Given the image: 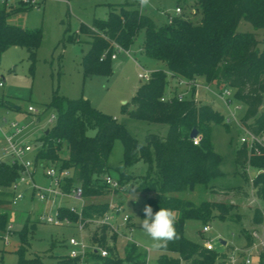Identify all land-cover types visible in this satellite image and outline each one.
Listing matches in <instances>:
<instances>
[{"label": "trees", "instance_id": "16d2710c", "mask_svg": "<svg viewBox=\"0 0 264 264\" xmlns=\"http://www.w3.org/2000/svg\"><path fill=\"white\" fill-rule=\"evenodd\" d=\"M131 6L112 5L105 19L94 20L92 44L82 60L86 77L110 76L114 72L111 56L115 44L128 50L143 30L142 52L164 62L174 76L187 80L204 77L220 88L234 89L236 97L245 105L241 125L253 133L264 132V41H259L254 33L237 30L241 20L250 22L257 29H264V0H193L189 7L195 10L194 14L181 11L164 26H158L150 15ZM178 6L183 9L182 5ZM33 7L24 3L10 6L0 3V51L11 46L23 47L34 62L41 44V30L10 23L13 16ZM167 85L166 72L155 70L149 80L141 83L131 101L124 105V111L132 118L168 125L165 136L148 133L144 144L139 143L113 116L92 106L88 99L62 100L55 97L51 105L58 109L57 121L53 129L45 132L35 161L41 160L44 164L60 162V169L71 171V175L61 182L64 193L77 186L83 189L82 196L86 202L80 214L61 205L57 208L60 217H68L76 223L80 219H98L122 205V202L115 203L106 196L116 194L131 180L126 173L123 174L118 179L119 188H111L105 180L109 175L108 159L114 140L120 138L126 165L139 160L147 164V170L139 177L141 181L134 185L136 193L147 194V202L153 212L169 208L179 213L176 229L180 239L162 249L159 264H227L226 253L207 249L204 244L186 238L183 230L186 219L203 222L214 216L236 219L231 211L233 206L216 201L195 204L181 195L196 184H205L214 191L216 186L211 182L224 174L222 157L210 137L212 125L225 124L224 117L211 104L196 99H178L175 96L162 100L167 95ZM194 128L200 138L197 144L190 137ZM89 129H94L95 135H88ZM62 147L66 148L67 157L61 156ZM259 151H250L242 143L235 154L237 166L250 164L263 168L264 148L260 147ZM22 170L19 163L0 160V208L12 204L14 193L11 187ZM252 186L254 194L264 195V173L253 177ZM5 216V213H0L3 230L6 228ZM253 222L257 225L264 223L263 212L258 208L254 211ZM107 229V225L102 226L95 240L103 242ZM25 230L21 233L24 243ZM112 233L115 242L118 235ZM243 235L245 247L252 246L253 237L245 231ZM107 248V256L92 251L88 260L95 264H144L145 255L136 244L130 246L124 259L114 252L113 245ZM166 252H175L178 256H169ZM60 261L78 262L69 256ZM238 264L245 262L241 260ZM257 264H264V246Z\"/></svg>", "mask_w": 264, "mask_h": 264}, {"label": "rangeland", "instance_id": "374dc122", "mask_svg": "<svg viewBox=\"0 0 264 264\" xmlns=\"http://www.w3.org/2000/svg\"><path fill=\"white\" fill-rule=\"evenodd\" d=\"M192 1L150 0L149 6L141 7L139 0H38V5L10 19V23L24 28L40 29L42 38L34 62L23 47L11 46L0 51V78L4 80L0 86V119L16 121L20 125L21 131L15 139L31 145L32 150L23 158L32 161L30 171L33 172L32 175L25 173L26 180L19 185L23 197L16 204L0 208V213L6 215L5 230L0 226V264H80L60 261L69 256V239L74 237H84L88 244L106 249L113 245L114 252L123 259L130 246L136 244L145 255L144 264H159L158 258L163 251L152 249L151 241L140 228V220L145 218L143 209L148 205L147 194L134 193V197L126 186L114 195L108 194L106 198L115 203L122 202L117 207L123 209L115 211L114 219L115 224L119 225V235L114 242L113 233L107 226L106 237L99 242L95 238L100 235L104 224L88 221L80 231L77 227L79 220L76 223L63 217L69 222L59 224L42 220L43 215H55L61 205L80 214L86 199L76 197L74 187L69 193H62L55 177L45 174L49 165L59 167L60 162L44 164L41 160L35 161L45 132L53 129L57 121L58 109L51 105L55 97L62 100L88 99L92 106L123 124L141 144L146 142L148 133L165 136L168 132L166 123L132 118L124 111V105L131 101L144 81L138 74L144 70L153 72L158 69H163L167 74L168 96L182 95L183 99L211 104L224 117L225 123L213 124L210 132L214 148L222 157L221 169L224 173L211 182L216 186L215 190L211 191L205 184H196L181 195L195 204L216 201L232 205L231 211L236 219L216 216L208 222L186 219L184 236L200 244L210 239L218 249L226 247L221 243L224 240L228 249H244V256L250 258L251 264L258 263L263 246L264 223L255 224L253 215L256 208L264 215V195L258 196L253 191L251 180L257 175V168L250 164L237 166L235 161L236 150L242 144L241 137L246 134L241 126L245 105L236 97L235 90L230 89L231 103L227 105L219 97L224 87L220 88L204 77H198L196 85L192 86L186 78L174 76L164 62L152 59L141 51L143 30L128 50L116 52V59L112 60L114 72L110 76L86 77L83 72L82 60L92 44L94 20L105 19L112 5L131 4V7H138L150 15L158 26H164L177 15L178 5H182V12L186 10L194 14L195 10L189 7ZM116 8L120 9L119 6ZM237 30L254 33L259 41H264V29H257L250 22L241 20ZM8 103L20 109L10 107ZM29 106L37 112H29ZM95 132L94 129L87 131L91 136ZM3 141V133L0 132V160L11 163L12 157L3 150ZM61 156L67 157L65 147H62ZM108 165V174L113 179L118 180L125 173L131 178L127 185H137L141 181L139 177L147 170V164L142 160L125 164L124 146L120 138L114 140ZM33 183L37 188H56L58 192L47 200H40L36 195L37 189L33 190ZM125 214L130 217L127 224L122 220ZM175 214L178 218L179 213ZM206 223L210 230L203 233ZM24 228L28 230H25L26 243L22 242L21 237ZM244 231L254 239L250 247H245ZM166 253L178 256L175 252Z\"/></svg>", "mask_w": 264, "mask_h": 264}, {"label": "built area", "instance_id": "2783aa9c", "mask_svg": "<svg viewBox=\"0 0 264 264\" xmlns=\"http://www.w3.org/2000/svg\"><path fill=\"white\" fill-rule=\"evenodd\" d=\"M0 3L6 4L7 6H10L12 4L16 3H24L27 5H32L36 6L39 4L38 0H0ZM181 8L179 6L176 7V12L177 14L181 13ZM119 50H125L122 48L120 45L115 44V51L113 55L111 56L112 59L116 58V52ZM152 72H149L147 70H144L143 72L139 73L138 76L144 81H147L150 79ZM196 80H187V83L190 85L194 86ZM4 83L3 78H0V86H2ZM231 88L225 87L223 88L222 91L219 92V97L224 100L227 105L231 103ZM171 97L175 96H163L162 100L169 99ZM178 99H183L182 95L176 96ZM29 112H34L36 113L37 111L32 107H28ZM4 122V123H2ZM4 125H7L9 128V131L4 130ZM242 126V125H241ZM243 127V126H242ZM246 131V134L241 137V142L245 143L250 151L252 149H255L257 153H260L259 149L264 148V132L262 133H253L243 127ZM21 131L20 125L16 121H8L5 118H3V121L0 119V132L3 133V138H4V145H3V150L6 154H9L12 157V163H19L20 165L23 166V170L21 171L19 177L13 182L11 190L13 191L14 195L12 197V204H16V202L23 197L22 192L19 191V185L23 182H25V173L33 174V172L30 171V168L32 167V161L31 160H24V156L26 153L30 152L32 150L31 145L29 144H24L21 141L15 139V136ZM200 138L195 137L193 138V141L195 144L199 142ZM258 173H264V167L263 168H257ZM46 175H49L51 177H55L57 185L59 186L60 190L61 189V182L64 180V178L69 177L71 175V171L68 169H60L57 166L49 165V167L45 171ZM106 183L111 187V188H119V182L116 179H113L110 175H107L105 177ZM252 181V180H251ZM33 190L37 189L36 195L39 197L40 200H47L50 198L51 195H56L58 190L56 188H37L36 185L33 183L32 184ZM254 191V190H253ZM62 193H64L62 191ZM74 194L76 197L82 198L83 199V189L81 186H77L74 188ZM123 207H115L113 211L107 213L104 217L98 218V219H93V220H86L82 221L81 219L78 221L77 227L79 228L80 231L84 229V225L88 221L92 222H98L104 225H107L110 227L112 232H115L117 235H119V225L115 224V211L117 210L118 212L121 211ZM130 217L125 214L123 215V223H128ZM42 220L48 222V223H64L69 222L68 219H64L63 217H60L58 210L56 211L55 215L54 214H49V215H43ZM11 228V226L9 227ZM210 230V226L206 224L203 227L202 232H208ZM69 245L71 246V251L69 254V258L71 259H76L80 264H95L94 261H89V253L92 251L98 252L102 256H107L109 254V251L106 248H103L99 245H90L85 241L84 237L81 238H70L69 239ZM204 245L206 246L207 249L210 250H216L219 253H226V263L227 264H238L241 260H244L245 264H251L250 258L241 256V253H245L244 249H227L226 247L224 249H218L215 244L210 240V239H205ZM226 246V244H225ZM244 257V258H243Z\"/></svg>", "mask_w": 264, "mask_h": 264}, {"label": "clouds", "instance_id": "9594fccd", "mask_svg": "<svg viewBox=\"0 0 264 264\" xmlns=\"http://www.w3.org/2000/svg\"><path fill=\"white\" fill-rule=\"evenodd\" d=\"M139 3L141 7H147L150 5V0H139ZM126 188L132 195L137 192V187L134 185H126ZM143 212L145 218L139 219L140 228L151 241L150 247L152 249H166L169 243H174L180 239L176 229L177 216L174 210L160 208L158 211L153 212L150 205H145Z\"/></svg>", "mask_w": 264, "mask_h": 264}, {"label": "water", "instance_id": "95a60500", "mask_svg": "<svg viewBox=\"0 0 264 264\" xmlns=\"http://www.w3.org/2000/svg\"><path fill=\"white\" fill-rule=\"evenodd\" d=\"M8 105H9L10 107H12V108L20 109V107L17 106V105H15V104L8 103ZM48 131H49V130H47L46 133H47ZM197 136H198V130L194 128V129L191 131V133H190V137H191V138H195V137H197ZM221 243L224 244V245L226 244V242H225L224 240H221Z\"/></svg>", "mask_w": 264, "mask_h": 264}, {"label": "crops", "instance_id": "0c3cea01", "mask_svg": "<svg viewBox=\"0 0 264 264\" xmlns=\"http://www.w3.org/2000/svg\"><path fill=\"white\" fill-rule=\"evenodd\" d=\"M116 59V58H115ZM6 126V127H5ZM4 126V130H6L7 132L9 131V128L7 127V125H5ZM3 145H4V141H3ZM11 163H12V161H11ZM224 245V244H223ZM262 245L264 246V241H263V243H262ZM263 246H262V248H263ZM229 248V246H227L226 245V250ZM262 250V249H261Z\"/></svg>", "mask_w": 264, "mask_h": 264}]
</instances>
